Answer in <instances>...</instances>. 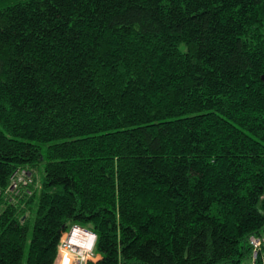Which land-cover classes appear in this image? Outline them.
Returning <instances> with one entry per match:
<instances>
[{"label":"trees","instance_id":"16d2710c","mask_svg":"<svg viewBox=\"0 0 264 264\" xmlns=\"http://www.w3.org/2000/svg\"><path fill=\"white\" fill-rule=\"evenodd\" d=\"M262 76L264 0L1 5L0 264L30 229L26 264H55L73 226L96 236L88 264H246Z\"/></svg>","mask_w":264,"mask_h":264},{"label":"built area","instance_id":"2783aa9c","mask_svg":"<svg viewBox=\"0 0 264 264\" xmlns=\"http://www.w3.org/2000/svg\"><path fill=\"white\" fill-rule=\"evenodd\" d=\"M30 182L31 177L26 170H17L12 176L10 191H16L20 184ZM73 238L77 241H74ZM95 238V234L91 231L73 226L62 236L58 245L57 258L60 260V258L68 255V264H88L90 261H96L98 255L94 251ZM248 245L250 256L246 264H264V235L249 236Z\"/></svg>","mask_w":264,"mask_h":264},{"label":"rangeland","instance_id":"374dc122","mask_svg":"<svg viewBox=\"0 0 264 264\" xmlns=\"http://www.w3.org/2000/svg\"><path fill=\"white\" fill-rule=\"evenodd\" d=\"M18 1H21V0H0V6L1 5L15 3V2H18ZM43 166H44V164H40L38 170L35 171L37 185L41 181V171H42V167ZM29 174H30V177H31L32 176L31 173H29ZM31 179H32V177H31ZM28 184H30V183H28ZM30 237H31V229L29 231L28 238H27V241H26V247H25V254H24V258H23V264H26V257H27V251H28V245H29V242H30ZM86 243L88 244L89 241L86 242ZM98 258H99V256H98ZM59 262H60V260H59V258H57V260L55 261V264H59Z\"/></svg>","mask_w":264,"mask_h":264},{"label":"bare ground","instance_id":"6f19581e","mask_svg":"<svg viewBox=\"0 0 264 264\" xmlns=\"http://www.w3.org/2000/svg\"><path fill=\"white\" fill-rule=\"evenodd\" d=\"M73 240H74V241H77L75 238H73ZM67 257H69V256L67 255Z\"/></svg>","mask_w":264,"mask_h":264},{"label":"water","instance_id":"95a60500","mask_svg":"<svg viewBox=\"0 0 264 264\" xmlns=\"http://www.w3.org/2000/svg\"><path fill=\"white\" fill-rule=\"evenodd\" d=\"M262 79H263V81H264V76H262Z\"/></svg>","mask_w":264,"mask_h":264}]
</instances>
